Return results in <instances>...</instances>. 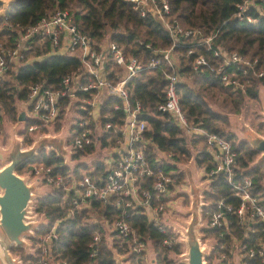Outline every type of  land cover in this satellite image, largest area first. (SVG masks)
Returning <instances> with one entry per match:
<instances>
[{
    "label": "trees",
    "instance_id": "trees-1",
    "mask_svg": "<svg viewBox=\"0 0 264 264\" xmlns=\"http://www.w3.org/2000/svg\"><path fill=\"white\" fill-rule=\"evenodd\" d=\"M243 1L169 0V3L172 16H175L182 26L197 29L203 36L216 33L213 38L214 45H219L226 50H236L251 59H257V66L264 68V0H256L255 4H249L243 11V16L239 18L237 13ZM2 4L0 0V8ZM56 9L68 10L78 29L90 35L95 44L109 34L110 40L119 43L125 54L134 55L144 63H147L152 56V49H164L171 45L169 33L160 22L151 15L141 16L133 9L129 0H9L5 12L7 18L4 20L0 16V42L5 41L13 45L18 26L33 24L40 17ZM198 39L199 35L180 37L179 45L174 49L179 54L177 73L180 79L181 77L185 79L182 81L179 79L177 85L181 109L190 124H197L208 132H217L230 141L236 152V166L233 168L234 180L241 182L244 177H249L252 181L251 192L257 196H264V183L262 182L264 171L261 164H250L254 161L258 151L242 139L236 141L235 135L225 130L228 125L227 114L214 108L216 105L229 112H237L246 98H258L260 81L254 77L243 92L238 88L223 85L221 80L206 68L201 72L194 71L191 66L194 55L200 51L205 52V49L197 44ZM60 45L61 41L58 47ZM190 47H193L195 52L188 54L187 50ZM30 59L33 60L28 62ZM81 69L82 62L76 55L51 52L49 36L43 39L35 37L29 49L25 51L23 63L18 67H14L11 63L5 74L0 77V108L3 114L5 113L12 121H16L18 115L16 101H28L30 85L44 81L48 86L57 88L65 75ZM106 71L107 77L113 81L123 74V69L113 62L106 64ZM169 72H172V68L162 61L156 67L145 66L127 82L131 99L140 101L143 110L141 117L149 125L145 131L147 139L145 155L153 167L160 168L164 172L175 166L168 161V157H161L157 160L159 152L163 151L167 154L166 156L169 154L176 163L185 162L194 155L196 164L205 167L207 171L214 166L215 162L206 144L205 136L184 134L170 114L157 109L165 98L166 75ZM80 95L89 96V93ZM108 102L111 104L114 99ZM63 113L61 110L60 119ZM121 116L122 113L118 112L113 119L120 120ZM33 122L36 121L26 118L25 125L29 126ZM60 126L58 119L55 130H59ZM28 134L25 128L23 136L27 143H30L31 138ZM198 142L200 145L202 142V146L195 151L191 145ZM93 151V145H86L76 149L71 154V158L76 159ZM34 164L49 166L52 174H67L71 171L77 178L81 177L82 169L87 174L100 173L103 169L100 162H93L96 164L94 172L90 171V165L86 162L72 167L54 150L42 148L29 160L20 164L16 172L22 174L27 169L30 171ZM182 179V174H176L177 182ZM153 180L154 176L144 179L143 186L149 187ZM232 192V185L226 179L225 174L222 172L212 174L209 177V187L203 193V200L206 204L201 208L202 217L208 216V211L214 210L221 198L228 197L226 202L230 201L237 205L239 199L232 196ZM71 196L72 194H68L62 187L52 185L49 192L34 199L33 210L44 215L49 224L36 229L35 235L30 238L32 241H37L38 234L45 232L52 223L58 220L57 238L52 248V257L55 261L60 263L65 261L67 264H89L90 262L116 264L113 258L115 249L121 253L131 250L129 254L131 264H143L144 250L139 252L132 250L134 242L131 238H116L112 241V246H109L104 235V225L89 220L91 211L109 221L120 218L122 217L121 208L91 197L88 200L89 206L79 209L72 205ZM184 201H188V198L185 197ZM229 216L231 234L227 233L224 227L203 228L205 233L215 236L216 254L220 255L225 252L223 262H230V258L238 254L237 245L233 243L231 235L241 240L242 244L246 243L247 246H255L264 239V221L257 219L254 224L256 230L246 233L241 225L236 224L237 217L234 214H229ZM123 217L139 236L156 240V249L159 248L158 258L170 249L179 251L177 245L172 248L169 245H159L161 244L160 239L165 234L149 222L144 214L130 213ZM97 233L100 238L96 244V256L92 259L89 256V244ZM229 245L233 248L232 250L227 248ZM10 250L20 253L23 260H26L25 262L20 258L25 264L34 263L39 252L36 250V254L24 253L22 248L15 246H11ZM215 250L208 257L209 260ZM163 263L164 261H159L157 264ZM230 263L234 264L232 261ZM247 264H259V261L256 258H248Z\"/></svg>",
    "mask_w": 264,
    "mask_h": 264
},
{
    "label": "built area",
    "instance_id": "built-area-1",
    "mask_svg": "<svg viewBox=\"0 0 264 264\" xmlns=\"http://www.w3.org/2000/svg\"><path fill=\"white\" fill-rule=\"evenodd\" d=\"M129 1L141 16L151 15L158 20L171 38V45L168 48L152 49L153 54L147 63L134 55L125 54L121 45L113 40L107 42L101 40L95 44L90 35L78 29L66 9H56L40 17L33 24L18 26L13 45L5 41L0 42V77L5 74L11 63H23L25 51L29 49L35 37L43 39L49 36L51 52L76 55L82 62V69L65 75L57 88L48 86L44 81L29 86V110L25 114L26 118L36 122L29 126L24 125V129L30 133L38 127L53 129L56 121L60 120L61 110L64 113L73 110L75 112L73 130L63 143L66 155L70 158L76 149L86 145H93L94 149L99 147L110 150L102 160L103 169L100 173L92 170L93 174L82 173L81 177L77 178L71 171L67 174H52L49 166L34 164L26 174L29 176L33 174L50 186L62 187L68 194H72L71 203L79 209L88 207V200L91 197L121 208L122 217L111 221L102 217L104 218L102 222L108 226L109 231L117 235V238H131L134 242L132 250L139 252L143 249L142 236L136 233L123 216L137 212L144 214L149 222L165 234L160 243L170 246L173 238L166 235L167 228L163 223L166 220V209L170 208L171 196L177 188L176 172L172 171L174 168L164 172L153 167L148 161L145 155L147 143L145 131L149 125L141 117L143 110L140 101L131 99L127 86L128 80L145 66L156 67L164 61L172 68V72L166 75L165 98L157 109L170 114L184 134L205 136L215 162L213 167L205 170V175L209 179L214 173L225 174L233 188L232 196L239 199L238 204L234 205L230 201L226 202L228 197L221 198L216 208L208 211V216L203 220L205 227H224L226 232L231 234L229 214H234L237 217L236 224L241 225L246 233L255 231L254 224L257 219L264 221V196H257L251 192L252 181L249 177H244L241 182L234 180L236 152L230 141L217 132H208L199 125L188 122L179 103L177 85L180 76L177 73L178 62L174 57V49L179 45L180 37L199 35L197 44H200L205 52L200 51L194 55L191 61L193 70L201 72L206 68L213 72L223 85L238 88L243 92L254 77L260 81V86L264 87V68L257 66V59H251L236 50H226L214 45L213 38L216 33L203 36L197 29L182 26L178 19L172 16L169 0ZM255 1L244 0L239 5L240 11L237 16L241 18L243 11L249 4H255ZM1 16L4 20L7 18L5 12ZM60 41L61 45L58 47ZM62 43L64 49L61 48ZM194 52L193 47L187 50L188 54ZM109 62L123 69V74L116 81L106 75V64ZM101 90L108 92L114 102L110 105L102 104L97 99ZM82 93H89V96L80 95ZM118 112H121L122 116L120 120L115 121L113 118ZM2 121L3 112L0 108V124ZM158 159L160 160L157 155ZM150 176H154L153 182L149 187L143 186V180ZM31 206V210L36 213L33 204ZM41 221L42 225L39 227L49 224L45 216ZM58 222L55 221L45 232L38 234L36 250L39 252L34 264H51ZM168 226H171L169 222ZM231 237L233 243L237 245L238 257L242 259L240 264H247L248 258H256L259 264H264V239L255 246H247L233 235ZM99 238V234H95L89 244V256L92 259L96 256ZM57 263L67 264L65 261Z\"/></svg>",
    "mask_w": 264,
    "mask_h": 264
},
{
    "label": "rangeland",
    "instance_id": "rangeland-1",
    "mask_svg": "<svg viewBox=\"0 0 264 264\" xmlns=\"http://www.w3.org/2000/svg\"><path fill=\"white\" fill-rule=\"evenodd\" d=\"M174 52H175L174 57L177 59V62H178L179 54L176 51ZM32 60L33 59H30L28 60V62H31ZM18 64L20 63L14 64V67H17ZM180 80L182 81L185 79L181 77ZM258 91H259L258 98L257 99L246 98L245 101L243 102V105L240 107V109L237 112H229L224 108H221L219 106L216 107V105L214 106L216 110H219L221 113H225L228 116V125L225 127V130L229 133H233L235 135L236 141L242 139L246 141L249 144V146H251L252 148H253V144L249 142L248 139L246 140L248 136L252 137L254 135V136L264 137V87H260ZM21 103L22 102L19 100L16 101L18 113H19V110L23 109V106ZM72 118H73L72 112L71 111L66 112V114L63 115L62 121L60 122L61 132H56L55 135H60V136L65 137L67 135L66 133H67V129L69 125L71 124V122H73ZM47 129L48 131H52V128L38 127L37 133L40 134L41 130L47 131ZM23 131L25 132V129L23 128V121H18V119L16 121H12L7 115H5V113L3 114V121L0 125V167L8 161L7 158H2V154H3V150L9 147L11 143V138L14 135V133L17 135V137H19V135L22 136V138L19 137L22 141L21 147H27L28 145H32L33 136H36V135L32 134L31 136L30 134H28V136L31 138V142L27 143V141L25 140V137L23 136ZM198 144L199 146L196 147L197 150L200 146H202V142H201V145H200V142H198ZM96 155H97L96 153H93L91 155L86 154V156L84 157L81 156L79 157V159L77 158L71 159L69 158L68 155H66L64 158L67 164L74 167L75 164L80 163V161H83L89 164V162H91L94 158H96ZM260 156H261V152H258V154L255 156L254 161L250 162V164L253 165V164L260 163L261 168L264 171V159H260ZM190 168H187V170L191 171ZM28 170L29 169H27L24 172V174L23 173L22 174L26 175ZM194 179L196 182L200 180L198 177ZM262 182L264 183V178L262 179ZM37 184H38V187H37L36 193L34 194L35 196L34 199L37 196H39V194L42 195V194L49 192V190H51L50 185L48 184L41 183L40 181ZM178 190H179L178 194L175 199L171 200L170 208H169V210H171L170 213H172L174 216V219H173L174 222L172 224L169 221L171 223V226H168V221L167 223L164 222L163 224L167 228L166 235H170L173 238V241L170 247L172 248L174 245H177L179 247V251H174L173 249H170V251H167L165 254L162 253V255H160V257L158 258L159 248L157 247L156 249V240L150 237L141 238L143 241V250H144L143 260H142L143 264H157L159 263V261H164L163 264H187L186 259H185V254L187 251V244L185 242V237L180 230V226L185 227L186 223L189 221L191 217V213L189 211V207H190V200L188 198L189 196L187 194H184L188 190V185L186 184V182H182V184L179 185ZM185 197L188 198V201H184ZM34 199L32 200V202L34 201ZM169 210L168 208L166 209L165 215L169 213ZM32 214L38 220H43L44 218L43 215L34 213L33 211H32ZM103 219L104 218H102L96 212L91 211L89 214L90 221L94 223H101L102 225H104L105 238L107 240L108 245L112 246V241L117 238V235L109 231L110 229L108 228V226H106L102 222ZM205 219H206V216L203 218L201 214V219H200L199 228H198V234L200 236V240L202 244L208 246V255L204 258L203 264H233V263H230L231 261L234 262V264L242 263V259L238 257V254L235 255L234 257L232 256V258H230V262L222 261L223 257L225 256V252L220 255L216 254L217 252L215 250V246H216L215 244L217 240L215 236L208 235L207 233L203 231V228H205V222L203 220ZM27 241H28L27 247H19V248H22V251L24 253L36 254V248L38 247L37 241H32L30 238H28ZM159 245L163 246L162 243ZM227 248L229 250L233 249L230 245L227 246ZM214 250L215 252L213 256L211 257V259L209 260L208 257L212 255ZM11 253L14 256H17L23 260L20 253L18 252H11ZM116 253H118L120 256L124 258L123 263L131 264V261L129 259L130 258L129 254L131 253V250L121 253V252H117L114 249L113 256ZM23 261L26 262V260H23ZM22 264H25V263L22 262ZM51 264H58V263L57 261L53 259L51 261Z\"/></svg>",
    "mask_w": 264,
    "mask_h": 264
},
{
    "label": "water",
    "instance_id": "water-1",
    "mask_svg": "<svg viewBox=\"0 0 264 264\" xmlns=\"http://www.w3.org/2000/svg\"><path fill=\"white\" fill-rule=\"evenodd\" d=\"M17 119L24 121L25 111H20ZM247 139L255 150L261 152L260 159H264V137L253 135ZM63 143V136L43 135L35 138L31 146L22 148L21 139L14 133L9 147L3 150L2 158H7L8 161L0 167V264H22L20 258L10 252L11 246L27 247V239L31 238L33 231L42 225V221L31 214L37 182L29 181L26 175L21 176L16 172V168L29 160L38 150L48 146L54 148L58 155L65 157ZM187 175L191 217L185 227L180 226L187 244L185 259L187 264H203L204 258L208 255V246H201L198 234L202 206L201 187L196 185L190 171ZM113 258L116 264H125L124 258L118 253Z\"/></svg>",
    "mask_w": 264,
    "mask_h": 264
},
{
    "label": "crops",
    "instance_id": "crops-1",
    "mask_svg": "<svg viewBox=\"0 0 264 264\" xmlns=\"http://www.w3.org/2000/svg\"><path fill=\"white\" fill-rule=\"evenodd\" d=\"M8 1L9 0H2V2H3V4H2V7L0 8V16H1V14L2 13H4V12H6V8H7V6H8ZM102 40H104V42H107V40H110V35L109 34H107ZM62 49H64V46H63V43H62V47H61ZM60 48V49H61ZM17 63V62H16ZM16 63H14V64H16ZM22 63H20V64H18V66H20ZM17 66V67H18ZM260 87H262V86H260ZM259 87V88H260ZM97 99L102 103V104H108V105H110L109 104V100H111V99H113V97L108 93V92H106L105 90H101V91H99L98 92V96H97ZM22 103V106H23V109H21V110H19V112L20 111H25V112H27L28 110H29V103H28V101H21ZM68 111H71L72 112V114H73V118H72V120L74 121V116H75V112L73 111V110H68ZM68 111H66V112H68ZM66 112L64 113V114H66ZM63 114V115H64ZM62 118H63V116H62ZM62 118L59 120L60 122L62 121ZM25 125V121H23V126ZM72 130H73V126H72V122H71V124L69 125V127H68V129H67V135L65 136V137H63L64 138V140H65V138L66 137H69L68 135H69V133L71 132L72 133ZM41 133L39 134V133H37V130H35V131H33V132H28L31 136H32V134H34V135H36V136H33V141L35 140V138H37V137H39V136H43V135H52V136H55V134H56V132H61V126H60V129L59 130H55V127L52 129V131H48V129H47V131L46 130H41L40 131ZM19 137L20 138H22V136H20L19 135ZM29 146H31V145H28L27 147H29ZM199 146V144L198 143H196V144H194V145H191V148L193 149V150H197V148L196 147H198ZM22 148H24V147H22ZM45 149H52V150H54L55 152H56V150L54 149V148H52V147H50V146H48V147H46ZM110 150L108 149V148H99V147H96L95 149H94V151L93 152H91V153H89V154H87V155H91V154H93V153H96L97 155H96V158H94L91 162H89V165H90V171H94V167H95V165L96 164H93V162H96V163H98V162H100L101 163V165H103V163H102V160L107 156V154H108V152H109ZM57 153V152H56ZM158 157L159 158H161V157H164V158H167L168 157V160H170L171 161V163H173L174 164V169L172 170V171H174V172H176V174H182L183 175V179L180 181V182H177L176 184H177V188H176V190L173 192V194H172V199H175L176 198V196H177V194H178V188H179V185L180 184H182V182H186V184L188 185V190H189V180H188V175H187V172L188 171H190V170H187V168H190L191 169V174H192V176H193V179L194 178H196V177H198L200 180L198 181V182H196L195 181V183H196V185H198V186H200L201 187V202H202V206L204 205V204H206V201H204L203 200V193H204V191L205 190H207L208 189V187H209V179L207 178V176H205V167H203V166H198L197 164H196V161H195V158H194V155H192L187 161H185V162H181V163H176L170 156H169V154H168V156H166L167 154H165L163 151H161V152H159L158 154ZM84 156H86V155H82V157H84ZM71 158V157H70ZM71 159H73V158H71ZM77 159H79V158H77ZM81 162H83V161H80V163ZM78 164V163H77ZM77 164H75V165H77ZM200 171V172H199ZM27 172H29V171H27ZM81 173H86L83 169L81 170ZM24 174V173H23ZM23 174H20L21 176H23ZM26 176H28V178H29V181H36L37 183L40 181L39 179H37V177H34L33 175H31V176H29V175H27L26 174ZM195 180V179H194ZM41 183H44L43 181H40ZM44 184H46V183H44ZM37 187H38V184H37ZM50 188H51V186H50ZM188 190L184 193V194H187L189 197V200H191L190 199V195H189V193H188ZM50 191V190H49ZM40 195V194H39ZM204 201V202H203ZM201 206V207H202ZM168 208V207H167ZM171 212V210H169V213L165 216V218H166V220H165V223H167V221L169 222H171L172 224H173V222H174V216H173V214L172 213H170ZM39 214V213H38ZM201 214V213H200ZM169 222V223H170ZM170 223V224H171ZM174 226V225H173Z\"/></svg>",
    "mask_w": 264,
    "mask_h": 264
}]
</instances>
